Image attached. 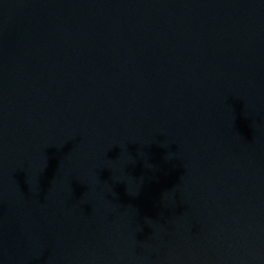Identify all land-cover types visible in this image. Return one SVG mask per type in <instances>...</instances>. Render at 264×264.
Segmentation results:
<instances>
[{
  "label": "water",
  "instance_id": "obj_1",
  "mask_svg": "<svg viewBox=\"0 0 264 264\" xmlns=\"http://www.w3.org/2000/svg\"><path fill=\"white\" fill-rule=\"evenodd\" d=\"M0 264H264V0H0Z\"/></svg>",
  "mask_w": 264,
  "mask_h": 264
}]
</instances>
